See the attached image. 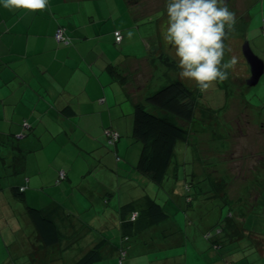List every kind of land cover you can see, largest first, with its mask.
Returning <instances> with one entry per match:
<instances>
[{"label": "crops", "instance_id": "crops-1", "mask_svg": "<svg viewBox=\"0 0 264 264\" xmlns=\"http://www.w3.org/2000/svg\"><path fill=\"white\" fill-rule=\"evenodd\" d=\"M249 1H239L244 24ZM138 18L128 0H48L36 11L0 7V264H74L94 247L97 258L91 264H117L120 247L126 249L123 264H154L158 257L160 264H264V235L253 222L247 225L241 206L235 220L225 219L218 235L222 247L209 241L201 249L205 261L194 252L186 257L182 227L168 201L182 204L181 187L184 203L190 204L188 192L205 191L202 174L194 169L192 177L179 174L175 153L160 182L138 168L141 143L134 135L133 108L144 102L141 91L151 83L152 70L157 80L163 72L154 63L156 33L140 31ZM57 27L67 43L56 41ZM136 71L145 82L131 74ZM150 106L149 111L165 114ZM106 129L118 134L115 143L108 142ZM60 170L66 177L56 183ZM163 184L167 195L162 196L157 185ZM254 199L252 208L258 195ZM151 200L166 218L122 240L124 209ZM29 206L55 222V242H46Z\"/></svg>", "mask_w": 264, "mask_h": 264}, {"label": "rangeland", "instance_id": "rangeland-1", "mask_svg": "<svg viewBox=\"0 0 264 264\" xmlns=\"http://www.w3.org/2000/svg\"><path fill=\"white\" fill-rule=\"evenodd\" d=\"M239 1L226 0L229 9L236 14V23L232 28L226 27L224 38V62L236 57L237 64L234 68L227 69L229 76L226 80L213 82L208 89L201 90L194 81L179 76L180 70L175 58L162 42L160 27L165 19V0H128L130 9L139 17L135 23L140 31L156 33L154 37L157 40L152 47L159 51L154 53V63L157 71L160 65L163 70L160 74L162 79L158 80L152 70V81L145 84L141 92L148 95L156 90L152 89L153 84L157 86L158 82L161 84L176 78L191 88H196L194 119L185 121L170 114L169 116L175 123L188 129L190 134L187 142L176 146L175 159L180 169L179 174L187 171L189 177H192V169L201 173L199 184L205 191L198 195L188 192L192 202L185 204V193L178 187V194L183 197L182 204L178 207L176 201L171 199L168 202L170 206L171 203L175 206V209L172 208L173 214L179 227H182L184 244L180 248L186 253V257L194 252L193 257L200 260L203 258L201 249L204 243L210 245V240L204 239L203 234L206 231L212 232L217 227L224 229L227 221L235 220L240 206L246 212L247 225L249 226V221L253 222L252 228L255 230L254 227H259L264 235V73L257 83H248L246 77L249 70L240 53V38H243L264 61V0L249 1L246 8L248 21L245 24L244 6ZM131 74L135 78L140 77V83L145 82L146 76L142 77L140 71ZM147 108L149 110L151 106L146 105ZM164 187V184L157 185V192L162 196L167 195ZM149 191L153 193L154 190L151 187ZM179 195L176 193V198ZM256 195L259 199L256 207L252 208ZM160 197L156 196L159 202ZM186 210L189 212L188 216L185 214ZM181 257L183 256H178L177 259ZM158 260L160 261L159 257ZM158 260L154 264H160ZM203 260L205 261L204 258Z\"/></svg>", "mask_w": 264, "mask_h": 264}, {"label": "trees", "instance_id": "trees-1", "mask_svg": "<svg viewBox=\"0 0 264 264\" xmlns=\"http://www.w3.org/2000/svg\"><path fill=\"white\" fill-rule=\"evenodd\" d=\"M65 37L67 38V36ZM166 81L158 89L148 94L144 102H137L133 108L134 135L141 143L138 168L156 182H160L166 176L177 143L186 142L189 137V130L175 123L169 114L185 121L193 120L195 115L196 88H191L178 78ZM147 104L155 106L165 114L158 115L149 111L146 109ZM26 125L27 122H23V126ZM108 142L110 144L115 143V141L110 142L109 138ZM64 173V177L61 178L58 171L56 183L65 179L66 172L64 171ZM189 188L190 183H188V190ZM17 193L20 194L19 191ZM143 202L145 204L147 201L143 200ZM140 203L142 202L140 201ZM133 206H136V210L124 209L126 216L123 215L121 220L122 240H128V238L142 231L151 223L161 221L167 216L162 206L154 200L143 205V207L137 208V204ZM28 211L46 242H55L57 240L55 222L41 209L29 206ZM133 212L137 213L135 219H131ZM221 231L222 229L217 227L214 228V232L206 231L203 236L210 240L212 245L218 249L222 247V242L218 236ZM121 251L124 252V256L121 259L122 261L119 262ZM125 254L126 249L120 247L117 264H123ZM96 258L97 249L94 247L74 264H91Z\"/></svg>", "mask_w": 264, "mask_h": 264}, {"label": "clouds", "instance_id": "clouds-1", "mask_svg": "<svg viewBox=\"0 0 264 264\" xmlns=\"http://www.w3.org/2000/svg\"><path fill=\"white\" fill-rule=\"evenodd\" d=\"M47 5L48 0H0V7L7 9L36 11ZM164 13L160 35L175 58L179 76L201 90L226 80L227 69L237 64L236 57L224 62L226 27L236 23L226 0H165Z\"/></svg>", "mask_w": 264, "mask_h": 264}, {"label": "water", "instance_id": "water-1", "mask_svg": "<svg viewBox=\"0 0 264 264\" xmlns=\"http://www.w3.org/2000/svg\"><path fill=\"white\" fill-rule=\"evenodd\" d=\"M242 53L251 73V76L247 79L248 83L255 84L263 72V61L252 52L247 41L242 44Z\"/></svg>", "mask_w": 264, "mask_h": 264}, {"label": "built area", "instance_id": "built-area-1", "mask_svg": "<svg viewBox=\"0 0 264 264\" xmlns=\"http://www.w3.org/2000/svg\"><path fill=\"white\" fill-rule=\"evenodd\" d=\"M263 32H264V27H263ZM114 35H115V40H116L117 42H119V41L121 40V33H120V31H119V30L114 31ZM54 37H55V39H56L57 42H61V41H63L64 43H67V41H68V39L64 36V31H63V29H62L61 27H58V28L55 30V32H54ZM25 124H26V123H25ZM106 134H107V136H108L110 142H114V141H116L117 138H118V134H117L116 132L112 131L111 129H106ZM64 174H65V173H64L63 170H60V171H59V176H60L61 178L64 177ZM136 216H137V213H136V212H133V213L131 214V219H135ZM123 256H124V252L121 251L119 262L122 261L121 259H122Z\"/></svg>", "mask_w": 264, "mask_h": 264}, {"label": "flooded vegetation", "instance_id": "flooded-vegetation-1", "mask_svg": "<svg viewBox=\"0 0 264 264\" xmlns=\"http://www.w3.org/2000/svg\"><path fill=\"white\" fill-rule=\"evenodd\" d=\"M242 44H243V43H240V47H242ZM250 76H251V73H250V71H248V74H247L246 79L249 78Z\"/></svg>", "mask_w": 264, "mask_h": 264}]
</instances>
